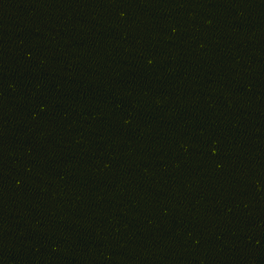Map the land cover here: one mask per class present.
<instances>
[{
	"label": "water",
	"instance_id": "95a60500",
	"mask_svg": "<svg viewBox=\"0 0 264 264\" xmlns=\"http://www.w3.org/2000/svg\"><path fill=\"white\" fill-rule=\"evenodd\" d=\"M0 264H264V0H0Z\"/></svg>",
	"mask_w": 264,
	"mask_h": 264
}]
</instances>
